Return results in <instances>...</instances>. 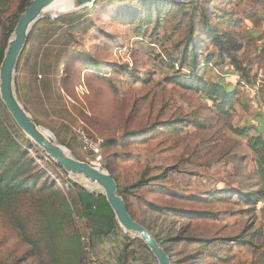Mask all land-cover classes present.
Listing matches in <instances>:
<instances>
[{
  "label": "rangeland",
  "instance_id": "rangeland-1",
  "mask_svg": "<svg viewBox=\"0 0 264 264\" xmlns=\"http://www.w3.org/2000/svg\"><path fill=\"white\" fill-rule=\"evenodd\" d=\"M26 2L0 0V55L5 54ZM194 2L224 28L216 16L227 12L240 21L236 31L243 49L238 56L246 74L236 73L228 62L198 70L209 84L238 88L227 114L220 113L205 93L169 81L189 72L171 63L183 51L193 14L162 10L148 25L138 18L130 25L121 16L113 19L128 10L140 13L138 0H102L97 8L45 14L19 59L16 95L32 119L73 157L117 179L131 212L169 240L166 246L175 260L264 264V198L248 205L234 194L264 188L258 156L249 143L252 138L264 139V0ZM82 56L92 63H83ZM4 109L0 97V124L12 125ZM79 128L100 142L99 154L83 152ZM31 143L25 147L33 171L44 173L43 182L53 187L48 190L68 198L71 214L63 221L51 219L50 230L58 232L54 236L50 232L36 248L25 242L6 211H0V264H76L79 258L71 252L69 238H79L86 226L79 191L102 190L82 176L67 174ZM141 180L147 185L132 189ZM29 200L21 197L9 211L32 215L43 210V205L34 207ZM168 209L193 214L174 216ZM48 210L55 208L49 203ZM37 231L34 222L28 235ZM128 234L132 241L141 240ZM203 241L210 242L204 257L197 254L204 250L198 245ZM80 251L81 264H88L81 244Z\"/></svg>",
  "mask_w": 264,
  "mask_h": 264
},
{
  "label": "trees",
  "instance_id": "trees-1",
  "mask_svg": "<svg viewBox=\"0 0 264 264\" xmlns=\"http://www.w3.org/2000/svg\"><path fill=\"white\" fill-rule=\"evenodd\" d=\"M100 1L102 0L95 3L93 8H97ZM29 2L30 0H27L26 7L29 5ZM138 4L140 8L143 9H140V13L132 12L136 9L128 10L126 13L119 16L117 13L113 19L119 20L121 16L122 22L125 25H130L135 22L133 19L138 18V20L141 21L140 23L148 25L152 16L157 15V18L160 17V12L162 10L170 11V9H172L171 11L175 13L184 12L185 15H188L190 12L191 15L193 14L190 18L189 35L184 41L183 51L179 59L172 60L171 63L173 67L177 64L181 68L187 67L189 68V72L188 74H181L178 77L169 78V81L178 82L183 84L186 88L196 89L205 93V95H208L209 98L214 101L220 113L227 114V109L238 93V88L221 82L209 84L198 73V70L203 66H213V64L224 65L228 62L230 65L229 68H232L236 73H241L242 76L246 74V67L238 56L239 52L243 49L241 35L236 31L240 21L231 18V13L227 12H225L224 17L216 16L219 18L218 21H222V24H225L224 28L221 26L220 22H214L213 18H215V16L212 17L206 9L200 6L197 7L195 2L177 4L171 0H138ZM158 22L159 19L156 20L157 26ZM203 51H206V54H204ZM82 57L84 59L83 63H92L86 60L84 56ZM3 58L4 54L2 52L0 61L3 60ZM4 111L12 125L9 123L4 124L3 122L0 124V211L5 210L11 217L14 226L20 232L26 243L38 248L39 241H46L50 232L51 235H53L52 233L58 232L50 230L53 227L51 225V219L56 218L63 221L70 217L69 200L61 191L48 190L53 189V187H51V185L48 186L46 181L43 182V172L33 171V169H35V167L33 168L34 163L29 158L25 147V145L32 146L33 144L12 121L7 110L4 109ZM244 132L245 131H243V133ZM249 143L251 149L258 156V170L261 178L264 180V139L263 137L252 138ZM115 180L117 181L116 178ZM147 183L148 181L141 180L134 185L132 189L145 187ZM118 186L119 192L122 195L119 183ZM234 194L240 195L241 200L248 205H256L259 203V198H264V188L256 192H235ZM21 197L30 198L29 201L34 202L32 205L34 207L37 206V204L43 205V210H37L36 213H32V215L30 213L10 212L9 209L15 205V202H20ZM78 199L84 219L87 225L93 229V235H108L113 229L120 228L114 212L110 208L103 193L96 194L85 189H80ZM125 201L133 218L146 226L155 235L170 255L173 264H181V262L174 259L171 248L166 246L169 240L160 238L152 225H147L144 221L138 220L131 212L126 199ZM49 203L51 208H55L52 212L48 210ZM58 209L61 211L60 218L56 213ZM167 212L173 213L174 216L179 215L181 212L184 217L193 214L192 212L177 209H168ZM34 222H36V227L38 228L37 234L33 236L31 232L28 235L29 227ZM189 241L192 242L195 240L189 239ZM170 242H173V240ZM138 243L152 254L141 240H139ZM209 243V241L199 242L198 245L203 247L204 250L197 252V254L204 257V254L207 252L205 249H207ZM69 246L71 252H74L79 258L76 264H81L80 243L76 235L70 236ZM202 260L203 258L201 261Z\"/></svg>",
  "mask_w": 264,
  "mask_h": 264
},
{
  "label": "water",
  "instance_id": "water-1",
  "mask_svg": "<svg viewBox=\"0 0 264 264\" xmlns=\"http://www.w3.org/2000/svg\"><path fill=\"white\" fill-rule=\"evenodd\" d=\"M57 0H31L20 16L13 37L9 41L0 66V97L7 111L22 132L67 174L82 176L102 190L114 212L119 227L134 234L148 247L158 264H173L172 259L155 235L131 215L127 203L119 192L115 178L109 172L73 157L66 148L46 134L19 102L15 90V74L19 59L35 25L45 17V11ZM99 0H72V10L92 7ZM177 4L196 0H171ZM70 12V11H69ZM67 13V12H65Z\"/></svg>",
  "mask_w": 264,
  "mask_h": 264
},
{
  "label": "crops",
  "instance_id": "crops-1",
  "mask_svg": "<svg viewBox=\"0 0 264 264\" xmlns=\"http://www.w3.org/2000/svg\"><path fill=\"white\" fill-rule=\"evenodd\" d=\"M132 240L121 228L108 235H94L93 250L99 264H157L146 249Z\"/></svg>",
  "mask_w": 264,
  "mask_h": 264
},
{
  "label": "built area",
  "instance_id": "built-area-1",
  "mask_svg": "<svg viewBox=\"0 0 264 264\" xmlns=\"http://www.w3.org/2000/svg\"><path fill=\"white\" fill-rule=\"evenodd\" d=\"M78 139L81 143L82 150L86 154L97 155L100 153L101 144L97 141L88 130L85 128H79L77 130ZM85 220V219H84ZM85 229L79 236L81 248L83 254L85 255V259L88 264H99L97 260L94 250H93V229L87 225L85 220Z\"/></svg>",
  "mask_w": 264,
  "mask_h": 264
},
{
  "label": "bare ground",
  "instance_id": "bare-ground-1",
  "mask_svg": "<svg viewBox=\"0 0 264 264\" xmlns=\"http://www.w3.org/2000/svg\"><path fill=\"white\" fill-rule=\"evenodd\" d=\"M72 0H57L55 3H53L46 11L44 14H59V13H65L71 11ZM46 134L50 135V133L46 130H43ZM51 136V135H50Z\"/></svg>",
  "mask_w": 264,
  "mask_h": 264
}]
</instances>
